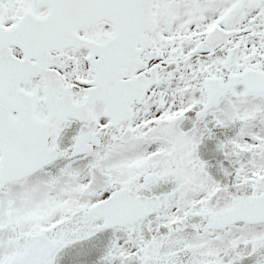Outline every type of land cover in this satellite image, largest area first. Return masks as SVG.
<instances>
[{
    "label": "flooded vegetation",
    "instance_id": "obj_1",
    "mask_svg": "<svg viewBox=\"0 0 264 264\" xmlns=\"http://www.w3.org/2000/svg\"><path fill=\"white\" fill-rule=\"evenodd\" d=\"M108 1L0 0V119L22 123L12 144L35 145L44 124L47 147L59 156L41 170L74 164L71 176L80 178L95 168L112 182H101L99 190L106 194L100 200L123 190L162 204L182 191L187 200L210 205L212 212L200 213L194 224L201 236L216 235V242L204 238L191 250L181 239L163 256L143 263L132 257L127 264H264L257 259L264 257V247L250 250L224 237L250 223L209 225L212 216L251 196L249 185L243 197L229 190L231 178L226 186L217 180L234 161L218 164L212 150L247 132L246 122L234 115L218 117L234 88L263 100L257 108L264 116V0H198L188 20H183L185 0H151L148 11L141 8L148 0H134L132 14L120 9L129 0H115L120 5L112 7ZM207 6L212 9L197 19L198 9ZM107 8L114 10V20L107 19ZM245 73L253 75L259 90L250 76L248 85L235 78ZM229 83L208 106V94ZM80 139L84 150L70 157ZM144 148L145 169L139 174L136 161ZM148 173L156 176L141 186ZM218 200L221 207L215 208ZM93 218L107 231L147 219L105 227L102 218ZM96 253L91 250V258L99 261Z\"/></svg>",
    "mask_w": 264,
    "mask_h": 264
},
{
    "label": "rangeland",
    "instance_id": "obj_2",
    "mask_svg": "<svg viewBox=\"0 0 264 264\" xmlns=\"http://www.w3.org/2000/svg\"><path fill=\"white\" fill-rule=\"evenodd\" d=\"M185 3L183 20H188L191 18L189 11H196L199 1L185 0ZM210 9L211 6L199 8L196 18L206 15ZM193 23L196 25L191 29L196 30L199 24ZM261 102L263 100L236 87L232 97L228 96L217 110L221 119L232 114L246 122L245 135H234L226 145L219 143L212 150L214 156L219 155L222 159L218 164L226 165L234 161L233 165L223 168L217 180H223L226 186L227 179L231 178L233 186L229 190L243 197L246 194L242 189L248 185L250 194L264 191V116L257 108ZM144 154L145 148L139 150L136 161L139 174L145 169L142 167L145 165ZM246 155L249 159L244 164ZM195 163L203 165L205 162ZM56 165L0 189V264H15L17 255L32 232H51L58 245L57 252L40 264H93L90 263L93 261L91 250L97 251L96 256H101L97 260L101 264H127L133 259L143 263L165 255L166 249L179 244L181 239L189 242L191 250L198 249L199 241L204 238L208 239L205 243L216 242V235L201 236L194 224L200 213L206 217L212 212L210 205L200 203L196 198L187 200L182 191L162 199V208L146 221L126 228L102 230L97 219L86 214V208L106 194L99 190L101 182L102 186L112 182L96 173L95 168L90 174L74 178L71 175L76 165L64 168ZM255 167L258 169L255 170ZM55 175L58 179L53 181ZM221 204L218 200L215 208L221 207ZM224 237L232 238L234 245L240 241L248 244L250 250L258 251L264 247V225L234 228Z\"/></svg>",
    "mask_w": 264,
    "mask_h": 264
},
{
    "label": "water",
    "instance_id": "obj_3",
    "mask_svg": "<svg viewBox=\"0 0 264 264\" xmlns=\"http://www.w3.org/2000/svg\"><path fill=\"white\" fill-rule=\"evenodd\" d=\"M129 2L130 3L128 4H124L127 5V8H120L123 14L125 12L128 14L133 13L135 1L129 0ZM107 4L110 7L120 5V3L115 2V0H109ZM150 5L151 0H148L147 4L141 8H146L147 6L148 11ZM113 11L114 10L111 8L106 9L105 13L107 19L114 20V17L111 18V13H113ZM248 76H250L251 83L255 85V78L253 75L245 73L239 77H241L242 82L248 85ZM231 84L232 83L225 85L222 90H214L210 92L207 98L209 103L208 106L215 104L218 98L227 91ZM256 87L258 88L257 90H259V87ZM208 90L209 87L207 88V92ZM18 125L19 123L17 121L13 123L9 120V122L7 121V124L0 121V186H3L6 182L19 180L30 175L56 158L54 152L49 154V152L44 150L39 151L40 145L38 144L36 147L28 144H12L17 140V138H15L17 129L14 130L13 128ZM3 133L5 135H3ZM77 148L78 151L82 150L81 147ZM155 176L156 174L153 173L146 174L141 186L147 184V182ZM160 207V203L153 200L131 198L130 196L125 195L124 191L121 190L120 192L111 194L107 199L93 204L88 208V212L102 216L104 219V225L112 226L118 224H131L134 221L149 215ZM237 221L250 223L264 222V192L240 201L219 216H212L209 225L211 228H220ZM55 248L56 242L49 238L45 233L33 234L29 237L25 248L17 256L16 264H38L43 259L49 257Z\"/></svg>",
    "mask_w": 264,
    "mask_h": 264
},
{
    "label": "trees",
    "instance_id": "obj_4",
    "mask_svg": "<svg viewBox=\"0 0 264 264\" xmlns=\"http://www.w3.org/2000/svg\"><path fill=\"white\" fill-rule=\"evenodd\" d=\"M92 261H90V263H91ZM93 263H95V262H93Z\"/></svg>",
    "mask_w": 264,
    "mask_h": 264
}]
</instances>
